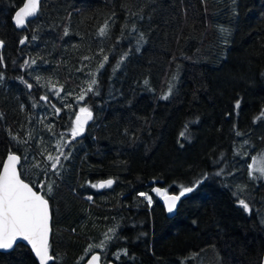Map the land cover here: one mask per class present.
I'll use <instances>...</instances> for the list:
<instances>
[{"label":"trees","instance_id":"trees-1","mask_svg":"<svg viewBox=\"0 0 264 264\" xmlns=\"http://www.w3.org/2000/svg\"><path fill=\"white\" fill-rule=\"evenodd\" d=\"M24 1L0 0V160L19 154L48 199L52 264L95 251L116 264H262L264 178L249 166L264 152V0H42L18 30ZM81 107L93 119L73 138ZM61 151L56 175L47 158ZM103 179L113 186L92 187ZM157 185L193 191L169 217ZM0 264L39 263L20 243Z\"/></svg>","mask_w":264,"mask_h":264},{"label":"snow or ice","instance_id":"snow-or-ice-1","mask_svg":"<svg viewBox=\"0 0 264 264\" xmlns=\"http://www.w3.org/2000/svg\"><path fill=\"white\" fill-rule=\"evenodd\" d=\"M40 0H28L24 4V7L20 8L19 11L15 13L14 22L17 26H23L25 23L26 17L35 16L39 11ZM108 23L106 22L104 27L99 29V35L104 36L108 31ZM221 32H227L226 29L221 28ZM67 35V29L65 30ZM143 34L141 33V40ZM35 39V37H33ZM22 44L24 40L20 41ZM138 44L140 41L137 42ZM225 43L227 40L225 39ZM2 44V41H0ZM127 53L123 54L120 57V60L117 61L115 68H119L121 62L126 57ZM87 59V57H85ZM108 61V56H104V62L100 64V68L104 67V63ZM25 65L29 64V61L24 62ZM31 63H35V60H32ZM115 68L113 71H115ZM99 71V69L97 70ZM0 79H2V74H0ZM22 79V78H21ZM175 79V76H173ZM26 86L30 89L32 84H29L27 81H23ZM38 82V81H37ZM148 81H145L147 84ZM97 84L95 77L88 84L87 92L94 91V85ZM87 92L83 93L78 97L79 100H84V96ZM171 92V86L169 87V93ZM168 94H165L163 99H167ZM42 100L47 101L48 97H41ZM239 106V101H237V107ZM55 108V106L53 105ZM55 112L59 113L60 109L55 108ZM264 117V112L261 113L260 119ZM93 119V113L88 107H81L79 114L76 115L75 126L71 128V135L73 138L79 136L84 131V125ZM237 135L241 133L237 132ZM182 137L185 135L184 132L180 134ZM62 137V134H61ZM27 143V141H24ZM247 143V141H245ZM60 148L59 143L57 144V149ZM61 156L64 159H67L62 151L60 155L53 158L51 155L48 156V160L52 161L51 170L59 175L58 166L61 165ZM26 160L27 157H24ZM255 161V158H254ZM0 163L3 164V170L0 171V249H11L14 244L18 243V238H23L31 244L32 249L35 251V255L39 258L40 264H48L49 261H53L54 257L49 254V244H48V233H49V201L45 198V195L38 194L33 190V187H30L28 183H25L21 179V174L17 171V164L21 163V157L15 153L9 151L7 155V160H0ZM35 168L39 167V164L34 165ZM249 175L254 179L264 178V166L259 168H254V165L249 166ZM223 171V170H221ZM255 172H259V177L254 175ZM112 180H107L100 182L99 184H93L92 187H104L105 185H111ZM195 184L200 183V181L194 182ZM47 192L50 193L53 190V184L48 183L46 185ZM156 193H161L164 190L156 188L153 189ZM193 187H184L181 186V191L179 195L168 196L165 192V200L168 205V211L172 212L176 207V202L180 200L182 196L186 193L192 192ZM243 191V189H241ZM141 196H146L145 193H140ZM91 199V197H89ZM149 203H151V197L146 196ZM239 204L245 209H249L248 203L244 199L239 200ZM109 232H114V229H109ZM112 237L107 233L105 234V240H111ZM105 246V242L101 241V244L98 247ZM91 247V246H90ZM126 254V253H125ZM195 256V254H193ZM118 258V256H117ZM99 260V256L93 255L88 264H95Z\"/></svg>","mask_w":264,"mask_h":264},{"label":"water","instance_id":"water-1","mask_svg":"<svg viewBox=\"0 0 264 264\" xmlns=\"http://www.w3.org/2000/svg\"><path fill=\"white\" fill-rule=\"evenodd\" d=\"M27 2H28V0H25V1L23 2V4H22V5L16 10V12L19 11L20 8L24 7V4L27 3ZM41 2H42V0H40L39 9H40ZM16 12H15V13H16ZM38 12H39V11H38ZM37 15H38V13H37L35 16H32V17H26V18H25V23H24L23 26H17V25L15 24V22H14V19H13V23H14V25L16 26V28H17L18 30H23V29H25V28L27 27L28 23H29L31 20H34V19L37 17ZM14 16H15V14H14ZM14 16H13V18H14ZM0 47H2V44H0ZM78 114H79V112H78ZM90 121H91V120H89V121L84 125V127H86ZM13 153H14V152H13ZM15 154L18 155V156H20V155L17 154V153H15ZM6 160H7V156H6V158H5L4 161H6ZM19 165H20V164H17L16 167H17V171L20 173ZM2 170H3V165H2L0 171H2ZM21 179H23L22 176H21ZM23 180H24V179H23ZM107 180H112L113 183H112L111 185H105L104 187H98L100 190L104 189L105 187H112V186H113V184H114V180H113V179H103V180H100L97 184H99L100 182H103V181H107ZM24 182H25V183H28L26 180H24ZM28 184H29L30 187H33L30 183H28ZM156 188L162 189V190H164V191L161 192V193H156V192L153 191V189H156ZM153 189H152V192H153L156 196L159 197L161 203L163 204V206H164V208H165V210H166V212H167V215H168L169 217L173 216V215L175 214L176 210H177V207H178V205H179L180 200H178V201L176 202V207H175V209H174L172 212H169V211H168V205H167V202H166V200H165V192H166L165 189L162 188V187H160V186H158V185H157V186H154ZM33 190L36 191L38 194L43 195L41 192L37 191L34 187H33ZM166 194H167L168 196L178 195V194H176V193H166ZM180 199H181V198H180ZM49 217H50V218H49V228H50V230H49V233H48V244H49V246H50L51 234H52V213H51L50 203H49ZM20 243H21V244H24V245H26V246H28V247L31 249V251H32V253H33V255H34V257L36 258L37 262L40 264V262H39V258L35 255V251L32 249L31 244H30L28 241L24 240L23 238H18V243H17V244H14L13 248H11V249H0V252H10V251H12V250H13L18 244H20ZM49 254L51 255V253H50V249H49ZM93 255H97V256H99V260H98L97 262H95V264H115L114 261L103 262V261H102L101 254H100V252H98V251L93 252L92 254H90V256L87 258V260H86L83 264H88L89 260H91V258H92ZM53 261H54V260H53ZM53 261H49L48 264H52ZM262 264H264V255H263V259H262Z\"/></svg>","mask_w":264,"mask_h":264},{"label":"rangeland","instance_id":"rangeland-1","mask_svg":"<svg viewBox=\"0 0 264 264\" xmlns=\"http://www.w3.org/2000/svg\"><path fill=\"white\" fill-rule=\"evenodd\" d=\"M80 110V109H79ZM78 114V113H77ZM75 119H76V117H75ZM75 126V125H74ZM84 131H85V129H84ZM83 131V132H84ZM252 165H254V168H259V167H261V166H264V152L263 153H261L260 155H258V157L256 156L255 157V161L253 160V162H252ZM254 175L255 176H259L260 174H259V172H255L254 171ZM146 196H149L148 194H146ZM151 203H152V198H151Z\"/></svg>","mask_w":264,"mask_h":264},{"label":"bare ground","instance_id":"bare-ground-1","mask_svg":"<svg viewBox=\"0 0 264 264\" xmlns=\"http://www.w3.org/2000/svg\"><path fill=\"white\" fill-rule=\"evenodd\" d=\"M59 42V41H58ZM22 103V102H21ZM90 197V196H89ZM90 200V199H89ZM93 202V201H92ZM149 204V203H148ZM96 252V251H95ZM116 264V263H115Z\"/></svg>","mask_w":264,"mask_h":264},{"label":"built area","instance_id":"built-area-1","mask_svg":"<svg viewBox=\"0 0 264 264\" xmlns=\"http://www.w3.org/2000/svg\"><path fill=\"white\" fill-rule=\"evenodd\" d=\"M90 201H91V199H90Z\"/></svg>","mask_w":264,"mask_h":264}]
</instances>
